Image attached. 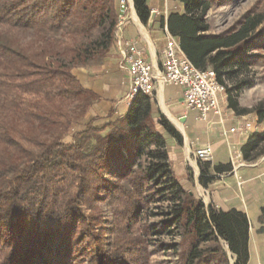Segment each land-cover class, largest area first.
Segmentation results:
<instances>
[{
    "label": "trees",
    "instance_id": "trees-1",
    "mask_svg": "<svg viewBox=\"0 0 264 264\" xmlns=\"http://www.w3.org/2000/svg\"><path fill=\"white\" fill-rule=\"evenodd\" d=\"M180 1L184 12L169 15V32L196 67L216 72L226 85L229 108L238 115L255 112L264 123V99L252 109L236 99L256 84L246 72L254 62L248 52L263 38L250 34L260 18L247 17L238 30L214 34L207 14L224 0ZM134 6L148 24V1L134 0ZM118 16L116 0H0V264H148L147 242L135 234V224L167 192L175 202L173 222L182 231L185 264H248V215L206 205L184 188L158 126L179 142L182 136L162 113L155 116L151 95L138 93L126 113L105 124L94 117L72 141H64L98 98L73 69L108 57ZM241 151L246 162L260 159L264 130L253 132ZM112 164L124 183L113 188L116 240L107 251L83 205L108 183L101 172ZM199 166L204 187L234 169L232 162L199 161ZM260 220L264 223V206ZM203 242L214 244L202 249Z\"/></svg>",
    "mask_w": 264,
    "mask_h": 264
},
{
    "label": "crops",
    "instance_id": "crops-1",
    "mask_svg": "<svg viewBox=\"0 0 264 264\" xmlns=\"http://www.w3.org/2000/svg\"><path fill=\"white\" fill-rule=\"evenodd\" d=\"M119 1L116 0L117 5ZM126 1L128 13L123 38L136 41L146 56L161 67L165 43L171 34L168 17L173 12L183 13L184 4L180 0H147L151 11L156 12L154 23L149 26L139 17L134 0ZM121 58V47L114 42L101 64L73 69L82 85L98 96L86 116L89 120L97 117V124L126 113L131 104L127 99L130 76L120 67ZM151 96L155 116L162 113L182 136L179 142L158 126L167 138L172 167L181 184L199 195L205 204L214 202L225 211L235 208L245 212L250 220L248 264H264V223L260 220L264 206V157L248 163L241 151L253 132L264 130V123L256 114H236L227 107V102L223 103L222 114H211L207 120H201L197 111L185 107L182 89L175 84L160 85ZM237 126H243L244 130L231 131ZM204 146L212 149V164L232 162L234 166L232 172L219 175L207 187L200 184L199 160L194 156V151Z\"/></svg>",
    "mask_w": 264,
    "mask_h": 264
},
{
    "label": "rangeland",
    "instance_id": "rangeland-1",
    "mask_svg": "<svg viewBox=\"0 0 264 264\" xmlns=\"http://www.w3.org/2000/svg\"><path fill=\"white\" fill-rule=\"evenodd\" d=\"M255 15L260 18L261 22L250 34L260 33L263 38L258 47L250 49L248 52V55H252V59L249 61L253 60L254 62L249 65L246 73L256 80V84L236 95L240 107L248 109H252L259 101L264 99V0L218 1L213 4L207 14V20L210 25L209 32L214 34L238 30L247 17ZM227 83L229 86L233 84L232 80H227ZM228 105L227 96V107H229ZM249 114L252 115L255 112ZM115 117L118 118V116ZM88 121V117H85L82 121L75 123L64 141H72L78 131L85 128ZM105 133L103 132V134ZM152 148H155V146H152ZM145 156L144 153V159ZM119 172L116 164L103 169L101 172L102 177L108 183L96 187L95 195L90 204L86 203L83 205L86 215L94 217L95 232L102 237L103 246L107 251L115 248L116 233L114 230L117 217L114 211L113 188L117 182L124 183V179L118 177ZM195 196L200 198L199 195L195 194ZM174 204L175 202L171 199L170 193L159 194L141 212L140 219L135 224V234L141 235L147 242L148 264H185L181 245L182 231L177 222H173L175 218L173 213ZM146 225L152 227L148 232L144 230ZM213 244V242H203L200 244V248L206 249ZM221 244L232 263L234 257L229 251L227 244L224 240H222ZM126 255L129 257V253H126Z\"/></svg>",
    "mask_w": 264,
    "mask_h": 264
},
{
    "label": "built area",
    "instance_id": "built-area-1",
    "mask_svg": "<svg viewBox=\"0 0 264 264\" xmlns=\"http://www.w3.org/2000/svg\"><path fill=\"white\" fill-rule=\"evenodd\" d=\"M119 16L114 31L115 43L121 47L120 67L130 76V89L127 99L132 101L138 93L153 95L157 87L163 84H175L182 89L183 104L187 109L195 110L201 120H207L211 114H222L223 103L227 102V89L221 83L212 68L196 67L181 48L177 37L169 34L163 50L161 67L147 57L145 50L134 40L123 38L128 4L119 1ZM243 126L231 128V131H243ZM199 161H211L213 152L209 146L194 151Z\"/></svg>",
    "mask_w": 264,
    "mask_h": 264
},
{
    "label": "water",
    "instance_id": "water-1",
    "mask_svg": "<svg viewBox=\"0 0 264 264\" xmlns=\"http://www.w3.org/2000/svg\"><path fill=\"white\" fill-rule=\"evenodd\" d=\"M155 17H156V12L155 11H151V16H150V19H149V22H148L149 26L153 25Z\"/></svg>",
    "mask_w": 264,
    "mask_h": 264
}]
</instances>
